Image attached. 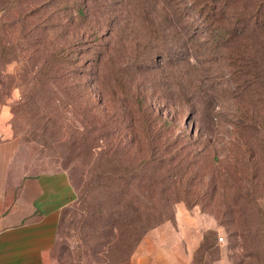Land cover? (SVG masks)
Here are the masks:
<instances>
[{"label": "rangeland", "instance_id": "374dc122", "mask_svg": "<svg viewBox=\"0 0 264 264\" xmlns=\"http://www.w3.org/2000/svg\"><path fill=\"white\" fill-rule=\"evenodd\" d=\"M31 1L0 13L19 42L0 67V138L18 141L30 172L65 170L75 188L49 264H132L143 242L181 247V264H264V131L252 125L264 121V90L239 86L228 59L247 50L264 64V18L252 20L264 0H238L222 18L249 20L254 46L239 38L218 48L202 30L205 0ZM162 44L171 55L183 50L168 61L156 50ZM57 51L30 104L39 70ZM149 55L157 60L138 71L135 59ZM152 154L157 163L135 176L93 182L103 159L126 165ZM116 202L138 207L128 226L101 218Z\"/></svg>", "mask_w": 264, "mask_h": 264}, {"label": "crops", "instance_id": "0c3cea01", "mask_svg": "<svg viewBox=\"0 0 264 264\" xmlns=\"http://www.w3.org/2000/svg\"><path fill=\"white\" fill-rule=\"evenodd\" d=\"M75 195L65 170L30 172L19 159L18 141L2 136L0 264H49L62 212ZM183 257L181 247H150L143 242L132 264H181Z\"/></svg>", "mask_w": 264, "mask_h": 264}, {"label": "trees", "instance_id": "16d2710c", "mask_svg": "<svg viewBox=\"0 0 264 264\" xmlns=\"http://www.w3.org/2000/svg\"><path fill=\"white\" fill-rule=\"evenodd\" d=\"M21 1L24 0H0V13L5 16V13H8L12 9L15 10V6ZM25 1L32 2L31 0ZM237 1L238 0H205L203 7L200 9L201 16H204V24L202 26V30L208 36V40L210 41L211 46L215 48H218L221 45L229 46L230 44L237 42L239 38H241V40H243L247 44L246 47L248 45L249 47L251 45L254 46V44L249 43V35L251 34V29L248 24L250 23L249 20L247 22H244L242 17H238V13L233 12L229 14L232 19L230 18L228 23H225V21L224 23L222 22L224 14L228 13V11L233 8L234 3H237ZM216 2H220L218 7H216ZM263 4L264 3H260L257 5V10L254 13V16L252 17V20L256 24L263 21ZM18 12L20 14L19 19L22 20L23 15L26 14L25 10L20 9L18 10ZM81 12H83L82 7L79 8V13ZM147 19H149L148 15H146V20ZM4 21V19L0 20V67L14 60L16 50L19 46L18 41H15L13 38L8 36L9 29H7L6 24L2 23ZM257 30L258 27L257 25H255L253 28V32ZM151 32V36H154L155 38H165L164 30L162 32V30L157 31L155 29H152ZM240 48L242 47H239L238 49ZM156 50L158 52H162V57H164L168 61H172L173 56L176 57L181 54L183 49H176L171 55L172 52L170 51V48L162 44ZM246 52L247 50H244V52H241L239 50L237 54L233 53L228 57L230 62V74L234 79L238 81L239 86H243L245 90L249 93H251L252 91L264 90V64L258 56H252L250 54H247ZM58 56H60L58 51L52 53L46 59L45 63L42 65V68L39 70L37 80L35 81V85L33 87V91L30 92V95H27V97H29L30 104L32 103V101L30 100L34 99V93L37 92L36 90L34 92V89L36 87L42 86V83L44 82L43 80L48 76L49 70L52 64L58 59ZM156 60L157 57H152L150 55L145 57L144 63H141L143 62L141 61V59H135V66H137L138 71H141L142 68L146 65L145 62H147L149 65H152ZM6 88L7 84H5V86H3V88L1 89ZM136 104L139 106L138 110L142 117V123L147 126L148 113L143 108L145 102L140 97L137 98ZM252 125H256L258 126V128H261V130L264 131V121L261 124L257 125L256 121L252 118ZM102 128L103 127L97 125V123H93V126L90 131L92 132V134H100L102 132ZM93 138L95 139V137ZM160 149L158 150L160 151ZM155 154L157 155L156 151ZM155 154L145 156L137 163L126 165L122 163H116L112 158L103 159L99 164V169H97L94 175L93 182L101 184L104 180L108 179L116 180L124 177L135 176L140 173L143 169L150 168L157 163L158 157ZM112 192H114V194L116 193L115 191ZM243 196L249 203L257 204L258 202L257 198L253 194L244 192ZM258 205L261 206L262 204L258 202ZM100 212L102 213L101 218L103 220L105 219L108 223H111V226L108 227L114 228V226L116 225L117 227H121L125 225L128 226L129 224H131L133 220H135V217L138 213V207L133 206L131 203L121 204L120 202H116L114 206H111L109 210H107L106 214H104L106 212L104 210H101ZM152 221L154 224V222H156V218L155 220L152 219ZM147 229L148 226L146 228H142V233H145ZM260 231L262 232V235H260V237L263 239L264 242V218H262L261 220Z\"/></svg>", "mask_w": 264, "mask_h": 264}, {"label": "built area", "instance_id": "2783aa9c", "mask_svg": "<svg viewBox=\"0 0 264 264\" xmlns=\"http://www.w3.org/2000/svg\"><path fill=\"white\" fill-rule=\"evenodd\" d=\"M220 240H223V237H220Z\"/></svg>", "mask_w": 264, "mask_h": 264}]
</instances>
